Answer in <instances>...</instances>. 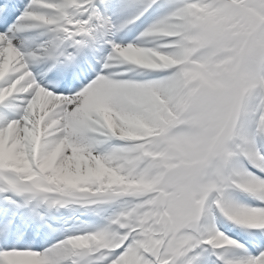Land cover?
<instances>
[{
	"label": "snow or ice",
	"instance_id": "1",
	"mask_svg": "<svg viewBox=\"0 0 264 264\" xmlns=\"http://www.w3.org/2000/svg\"><path fill=\"white\" fill-rule=\"evenodd\" d=\"M0 264H264V0H0Z\"/></svg>",
	"mask_w": 264,
	"mask_h": 264
}]
</instances>
